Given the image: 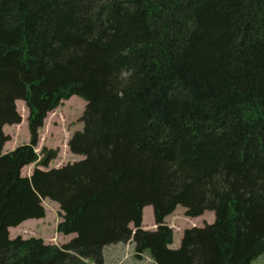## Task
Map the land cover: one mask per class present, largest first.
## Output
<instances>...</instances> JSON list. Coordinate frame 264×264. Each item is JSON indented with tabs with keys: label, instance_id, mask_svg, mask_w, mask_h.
I'll return each instance as SVG.
<instances>
[{
	"label": "trees",
	"instance_id": "1",
	"mask_svg": "<svg viewBox=\"0 0 264 264\" xmlns=\"http://www.w3.org/2000/svg\"><path fill=\"white\" fill-rule=\"evenodd\" d=\"M77 94L81 158L35 150L49 110ZM29 140L3 151L16 99ZM56 201L63 244L10 236ZM150 204L154 228L142 226ZM177 204L214 219L165 222ZM131 241L155 264H250L264 251V0H0V264H103Z\"/></svg>",
	"mask_w": 264,
	"mask_h": 264
},
{
	"label": "rangeland",
	"instance_id": "2",
	"mask_svg": "<svg viewBox=\"0 0 264 264\" xmlns=\"http://www.w3.org/2000/svg\"><path fill=\"white\" fill-rule=\"evenodd\" d=\"M85 100L77 94L63 99L54 108L49 110L43 120V124L38 128V138L35 143V150L42 152L43 147L55 149L57 154L48 165L31 162L21 168L22 174H30L35 166L47 168L60 166L66 162L82 157L70 151L68 140L70 135L77 129H81L83 121L81 115L84 109ZM16 108L21 114V120L17 123H5L4 132L8 135L4 142L3 151L12 149L18 144L29 140L27 125V115L29 108L23 99H16ZM42 204L45 213L41 217H31L23 220L18 225L9 227L10 236L20 234L22 236H40L46 242H53L59 245L68 241L74 234L57 231V222L61 219L60 207L58 203L50 198H43ZM214 219V211L206 209L198 215L190 216L185 214V207L177 204L175 209L165 216V222L172 228L173 240L169 245L177 247L180 237L185 227L192 225H202ZM152 206L145 205L143 208L142 226L144 228L155 227ZM103 264H155L147 251L140 257L134 254L133 243L131 241H119L110 243L103 248ZM250 264H264V251L256 256Z\"/></svg>",
	"mask_w": 264,
	"mask_h": 264
},
{
	"label": "crops",
	"instance_id": "3",
	"mask_svg": "<svg viewBox=\"0 0 264 264\" xmlns=\"http://www.w3.org/2000/svg\"><path fill=\"white\" fill-rule=\"evenodd\" d=\"M27 219H29V218H27ZM27 219H25V220H27ZM31 219V218H30ZM71 233H73L74 234V232H71ZM104 259H105V256H104Z\"/></svg>",
	"mask_w": 264,
	"mask_h": 264
}]
</instances>
